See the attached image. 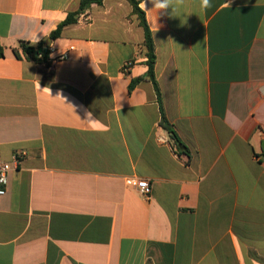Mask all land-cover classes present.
<instances>
[{"label": "crops", "instance_id": "0c3cea01", "mask_svg": "<svg viewBox=\"0 0 264 264\" xmlns=\"http://www.w3.org/2000/svg\"><path fill=\"white\" fill-rule=\"evenodd\" d=\"M79 1L0 0V264H264V0H140L159 98L126 0L48 38Z\"/></svg>", "mask_w": 264, "mask_h": 264}, {"label": "trees", "instance_id": "16d2710c", "mask_svg": "<svg viewBox=\"0 0 264 264\" xmlns=\"http://www.w3.org/2000/svg\"><path fill=\"white\" fill-rule=\"evenodd\" d=\"M103 0H80L79 1V6L78 8L70 12L66 18L57 26V28L52 31L48 38L51 41H54L57 39L60 35L62 30L71 24L76 23L77 19L79 16L86 10L88 9L91 5H101ZM129 5L132 8V13L136 15L139 21V26L143 30V35H144V41H143V53L145 56V65L147 66V71H146V78L152 83L153 88L156 92L157 97H160V92L159 88L157 85V82L155 80V75H154V68H155V48L154 44L152 41L151 37V32L147 26L145 16L143 11L139 8V2L140 0H126ZM18 47L23 53V55L31 59L35 62H46L47 57L49 55V45L45 40L40 41L39 43L33 45L31 43L25 42V41H19ZM2 55V52L0 50V56ZM140 79H136L132 82L130 85V88L133 87L135 83H137ZM162 126L170 133L173 143L175 147L179 148L181 146L180 142L178 139L175 137V135L172 133L171 128L169 125H167L164 117L162 121Z\"/></svg>", "mask_w": 264, "mask_h": 264}, {"label": "built area", "instance_id": "2783aa9c", "mask_svg": "<svg viewBox=\"0 0 264 264\" xmlns=\"http://www.w3.org/2000/svg\"><path fill=\"white\" fill-rule=\"evenodd\" d=\"M73 49V47H70L69 50ZM53 49L49 48V52H52ZM68 57V53L64 52L59 55V60H64ZM22 153H15L12 156V163H17L19 159L22 157ZM11 170V164L10 163H0V199L5 195L6 192V186L8 182V173ZM125 183L127 186H134L137 190V192L142 196H148L151 192L150 184L147 180L141 179H126Z\"/></svg>", "mask_w": 264, "mask_h": 264}, {"label": "clouds", "instance_id": "9594fccd", "mask_svg": "<svg viewBox=\"0 0 264 264\" xmlns=\"http://www.w3.org/2000/svg\"><path fill=\"white\" fill-rule=\"evenodd\" d=\"M156 10H165L169 7L173 8L174 0H150ZM145 6V5H144ZM204 8L211 7V0H202Z\"/></svg>", "mask_w": 264, "mask_h": 264}, {"label": "water", "instance_id": "95a60500", "mask_svg": "<svg viewBox=\"0 0 264 264\" xmlns=\"http://www.w3.org/2000/svg\"><path fill=\"white\" fill-rule=\"evenodd\" d=\"M262 148H263V150H264V140L262 141Z\"/></svg>", "mask_w": 264, "mask_h": 264}]
</instances>
